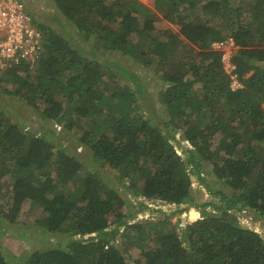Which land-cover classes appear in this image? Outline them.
Here are the masks:
<instances>
[{"label":"trees","instance_id":"1","mask_svg":"<svg viewBox=\"0 0 264 264\" xmlns=\"http://www.w3.org/2000/svg\"><path fill=\"white\" fill-rule=\"evenodd\" d=\"M52 1L89 47L72 45L39 22V55L2 71L0 87L35 108L42 122L76 128L89 153L57 148L0 105V188L9 183L8 218L29 201L42 209L36 224L43 232L70 237L33 251L22 264H128L126 245L141 248L146 239L151 247L135 264H264V239L238 215L249 210L264 221V0H252L246 10L227 0H153V9L141 0ZM157 15L178 31L158 29ZM227 37L236 46L238 90L211 48ZM133 63L161 71L158 101L168 119L144 114L152 107L142 84L128 83ZM179 132L189 144L179 143L180 153ZM208 164L229 193L201 177ZM104 170L126 180L132 195L175 206L191 200L195 176L216 201L204 203L212 211L180 233L170 220L180 210L167 214L143 204L149 217L131 222ZM155 213L163 218L152 222ZM0 264H8L1 250Z\"/></svg>","mask_w":264,"mask_h":264},{"label":"rangeland","instance_id":"2","mask_svg":"<svg viewBox=\"0 0 264 264\" xmlns=\"http://www.w3.org/2000/svg\"><path fill=\"white\" fill-rule=\"evenodd\" d=\"M27 11L33 16V20L46 25L54 33L60 34L67 38L73 45H81L84 48L89 47L90 41L84 42L81 39V31L69 22L55 7L52 0H22ZM146 6L153 9V0H141ZM230 7L236 9L241 7L246 10L248 4L252 0H227ZM199 5V4H198ZM199 9V7H198ZM188 14V19L196 17L200 12L199 10ZM246 11L243 12L240 19L245 21L247 18ZM187 12H185V15ZM155 26L158 29L168 28L172 31H178V26L163 19L161 15H157ZM264 47V44L261 45ZM79 47V46H78ZM111 58H114L111 56ZM121 67V66H120ZM131 71L133 76L128 77V83L131 86H136L137 83H141L145 89V96L148 98V103L152 107V110L144 109L145 115H153L154 120L156 118L168 119V114L164 111L162 104L158 101V93L162 89L164 82L161 81V71L155 72L151 68H144L141 65L133 63ZM0 100L1 104L11 119L23 123L25 129L31 132L42 134L45 138L51 140L57 148H64L67 151L74 153L79 152L81 156H85L89 153L85 146L79 145L76 128H73L70 132L65 131L62 126L55 124L53 121L42 122L39 118L38 111L30 105L24 102L4 95L2 87H0ZM155 112L156 116L153 114ZM157 118V119H158ZM178 142H174L176 150L180 153V145L188 147L182 137L181 132L176 134ZM217 138L213 139L212 148L217 144ZM184 157V156H183ZM105 184L107 187H115L119 190L120 195L125 199V205L123 206V212L125 214H133L130 218L131 222L142 221L149 217V210H142L141 206L146 204L149 208L162 209L165 213H170L175 210H180L178 213L173 215L170 220L172 223L178 224V232L180 228L188 223L198 219L203 211H212L211 207L206 209L203 204L209 201H216V197H213L201 184L195 176H192L191 184V200L188 203L179 206L161 204L156 200L147 201L146 198L132 195V191L127 189V181L120 179V176L115 171L104 170ZM201 177L206 181L207 185L213 190H223L224 193H229L230 188L220 181L214 175L211 165H206ZM11 202V193L9 183L0 188V250L5 254L8 264H22V262L29 256L33 251L47 248H52L60 245H65L66 242L70 241L68 235L52 234L43 232V230L37 226L36 220L42 217V209L40 206L33 204L29 201H25L22 205L19 213L15 216L14 220L11 221L8 218L9 205ZM199 204L198 207L194 206L193 203ZM141 203V204H140ZM187 208V209H186ZM130 214V215H131ZM152 215V214H151ZM240 223L253 229L259 233L262 239H264V221L256 218L253 213L249 210L241 211L238 213ZM163 218L159 216V213L153 214L151 221H156ZM113 216L110 217V220ZM133 219V220H132ZM180 226V227H179ZM118 240H124L117 236ZM150 239H146L143 242V247L139 248L132 244H127V250L125 255L128 264H135L137 260L143 259V252L147 250ZM151 247V244H150ZM143 250V252H142Z\"/></svg>","mask_w":264,"mask_h":264},{"label":"built area","instance_id":"3","mask_svg":"<svg viewBox=\"0 0 264 264\" xmlns=\"http://www.w3.org/2000/svg\"><path fill=\"white\" fill-rule=\"evenodd\" d=\"M43 40L38 20H33L22 0H0V73L33 61L39 55ZM212 48L221 52L220 61L224 72L229 75L230 88H242L232 60L235 50L233 39L215 41Z\"/></svg>","mask_w":264,"mask_h":264},{"label":"clouds","instance_id":"4","mask_svg":"<svg viewBox=\"0 0 264 264\" xmlns=\"http://www.w3.org/2000/svg\"><path fill=\"white\" fill-rule=\"evenodd\" d=\"M227 38H229V37H227ZM232 38V37H231ZM226 39V38H225ZM222 40H224V39H222ZM217 41H219V40H217ZM213 42H215V41H213ZM212 42V43H213ZM212 43H211V48H212ZM235 46V45H234ZM213 49V48H212ZM214 50V49H213ZM235 50H236V46H235ZM235 50H234V54H235ZM214 51H217V52H219L220 53V55H221V52L220 51H218V50H214ZM234 54H233V56H234ZM232 60H233V58H232ZM234 62V61H233ZM235 64V63H234ZM221 65H222V63H221ZM223 68V67H222ZM186 143H188L187 141H185Z\"/></svg>","mask_w":264,"mask_h":264}]
</instances>
